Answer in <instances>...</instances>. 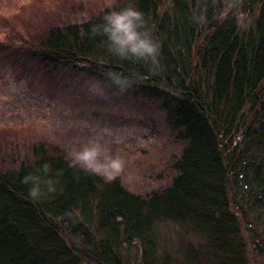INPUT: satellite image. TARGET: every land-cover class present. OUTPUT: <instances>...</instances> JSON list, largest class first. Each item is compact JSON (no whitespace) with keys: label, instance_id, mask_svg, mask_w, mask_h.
<instances>
[{"label":"trees","instance_id":"trees-1","mask_svg":"<svg viewBox=\"0 0 264 264\" xmlns=\"http://www.w3.org/2000/svg\"><path fill=\"white\" fill-rule=\"evenodd\" d=\"M125 6L143 13L142 30L158 42V70L121 60L93 33ZM35 39L22 55L35 65L68 68L117 94L109 74L123 76L122 95L160 101L185 148L170 186L147 196L44 143L20 161L0 160V264H209L189 246L177 262L169 232L196 234L220 264H248L240 219L258 223L264 213V0H116ZM8 49L0 42V55ZM45 165L57 191L33 201L22 181ZM257 242L264 252V237Z\"/></svg>","mask_w":264,"mask_h":264},{"label":"rangeland","instance_id":"rangeland-1","mask_svg":"<svg viewBox=\"0 0 264 264\" xmlns=\"http://www.w3.org/2000/svg\"><path fill=\"white\" fill-rule=\"evenodd\" d=\"M115 1L0 0V42L9 46L8 56L0 55V160L20 161L37 143L71 160L73 150L98 139L123 161L113 178L127 191L147 196L170 186L172 166L185 148L160 101L117 94L93 78L68 68L44 69L22 56L43 31L87 21ZM240 221L247 263L264 264L257 242L264 237V213L258 223ZM171 234L166 233L167 247L177 262L189 246L200 250V262L220 264L196 234Z\"/></svg>","mask_w":264,"mask_h":264},{"label":"clouds","instance_id":"clouds-1","mask_svg":"<svg viewBox=\"0 0 264 264\" xmlns=\"http://www.w3.org/2000/svg\"><path fill=\"white\" fill-rule=\"evenodd\" d=\"M226 6L231 8L235 5L228 3ZM143 24V13L140 10L132 6L119 7L107 12L102 23L94 26L93 33L101 34L108 50L121 60L147 62L153 66V70H158L159 44L142 30ZM109 78L119 94L126 93L130 87V84H124L123 76L109 74ZM70 155L71 166H80L86 172L108 180L118 175L123 167L120 156L111 155L110 148L98 139L90 140L82 148L73 150ZM47 173L48 167L45 165L41 172L24 177L22 182L30 185L28 196L33 201H39L57 191L55 182L47 177Z\"/></svg>","mask_w":264,"mask_h":264}]
</instances>
